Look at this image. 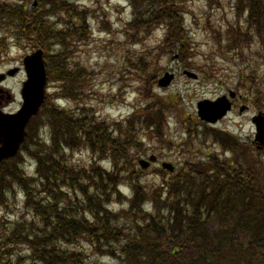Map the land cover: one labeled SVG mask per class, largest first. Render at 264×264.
Segmentation results:
<instances>
[{
	"label": "trees",
	"instance_id": "trees-1",
	"mask_svg": "<svg viewBox=\"0 0 264 264\" xmlns=\"http://www.w3.org/2000/svg\"><path fill=\"white\" fill-rule=\"evenodd\" d=\"M126 2L132 13L127 36L143 47L145 38L161 29L164 35L154 60L177 55L190 67L187 0ZM235 9L237 23L228 52H243L255 38L264 48V0H235ZM87 18L69 0H0V55L12 47L44 49L48 82L55 90L32 120L22 146V154L35 164V174L25 172L20 154L0 165V203L18 187L27 211L21 220L8 219L0 226V264H103L76 249L83 241L117 256L114 264H264L263 158L227 133L207 134L201 123L205 130L195 140L220 141L233 149V158L221 159L216 153L187 157L170 173L175 175L149 190L141 182L145 170L138 167L143 134L174 146L164 140L173 103L142 88L144 100L128 118H101L89 104L94 79L74 60L90 37ZM149 54L147 47L127 59L148 86L157 85L158 76L157 68L147 72ZM245 79L235 87L261 99V86ZM46 128L48 147L40 134ZM188 135L193 137L191 130ZM84 151L97 157L89 167L69 162L67 152ZM161 174L166 176V171ZM122 186L130 189L131 197L126 199L128 208L116 211L111 204L123 197ZM18 248L29 253L22 255Z\"/></svg>",
	"mask_w": 264,
	"mask_h": 264
},
{
	"label": "rangeland",
	"instance_id": "rangeland-1",
	"mask_svg": "<svg viewBox=\"0 0 264 264\" xmlns=\"http://www.w3.org/2000/svg\"><path fill=\"white\" fill-rule=\"evenodd\" d=\"M69 1L74 4L76 11L88 14L90 37L86 43L79 46V50L74 54V60L85 66L87 76L94 79L95 94H90L92 100L89 104L101 118L107 120L128 118L133 113L134 107L144 100L141 96L142 88L147 89L148 93H157L173 103L174 109L168 114V122L164 128V140L174 146L170 147L168 144L166 146L161 139L153 138L150 134H143L144 152L140 158H148L151 155L158 157V162L145 171L138 163V167L145 172L141 182L143 181L149 190L161 184L164 179L168 180L175 175L168 172L166 176L161 174L163 161L172 163L178 170L181 162L187 157H202L206 153H216L221 159L233 158L235 154L233 149L225 147L220 141L215 143L209 140L202 144L195 140L197 133L204 131L205 127L206 133L215 130L227 133L230 135L229 139L240 137L243 142L253 140L256 131L251 118L260 111L264 113V95H261V99L258 100L255 94L251 96L246 89H237L235 84L238 81H244L246 77L245 81L248 84L252 85L253 81H256L264 92V48L255 38L250 42L249 47L248 44L244 46L243 52L237 50L228 52V40L237 23L235 0H187L185 23L193 43L192 54L188 60L190 67L187 68L198 74L199 78L196 80L185 76L186 67L179 56L175 58L174 55H165L160 61L154 60L153 57L157 53L155 48L164 35L161 29H157L151 36L145 38L143 47L141 41L138 42L137 39H130L127 36L126 25L132 13L126 0ZM243 23L244 19L241 21V24ZM0 31H2L1 26ZM147 47L151 52V56L149 54L148 57L150 64L147 72L157 68L156 79L161 78L166 71L175 73L174 80L167 88H159L156 84L148 86L143 78L138 79L133 72L138 70H133L128 63V58L134 55L138 57L141 50ZM30 52V50L12 47L8 54L0 55V73H6L14 67L22 69V73L6 82L13 100L5 107V111L14 112L21 107V89L26 80L23 58ZM251 75L253 77L248 78ZM137 81L144 85L139 86ZM230 90L239 91L238 93L243 96L236 110L215 125L207 124L205 127L201 125L204 122L197 115V104L204 99H216ZM54 91L53 84L49 83L47 93L53 94ZM241 105L249 107L242 115L239 114ZM188 130L193 133L191 139H189ZM40 134L42 141L48 147L49 130L47 128L41 130ZM252 150L254 155L261 154L255 147ZM66 155L72 165L80 167H89L91 160L97 159L86 151L67 152ZM20 157L24 162L25 172L28 175H34L35 164L28 154L21 153ZM260 157H263L264 162V154ZM102 164L105 167L110 166L107 161ZM121 190L125 193L123 197L111 204V208L116 211L128 208L129 201L126 199L131 197L128 187H122ZM24 201V194L18 187L8 193L6 203H0V226L8 219L11 222H17L27 214ZM76 249L83 250L84 257H87L89 261L97 260L103 264H114L118 260L117 256L107 255L106 250L96 249L88 242L83 241L77 244ZM18 250L22 255L29 253L28 249L18 248ZM29 255L26 257H30Z\"/></svg>",
	"mask_w": 264,
	"mask_h": 264
},
{
	"label": "water",
	"instance_id": "water-1",
	"mask_svg": "<svg viewBox=\"0 0 264 264\" xmlns=\"http://www.w3.org/2000/svg\"><path fill=\"white\" fill-rule=\"evenodd\" d=\"M24 66L28 76V80L24 83L22 90L23 105L15 114L0 113V162L4 159L14 157L19 151L27 133L26 127L36 116L46 100L47 72L44 60L43 50H37L29 54L24 59ZM18 69H14L10 74H15ZM189 77L196 78L193 72L186 71ZM174 78L173 74L167 73L160 79V86H168ZM234 96V93H231ZM231 109V103L226 96L217 100H203L198 103V115L206 122L216 123L223 118ZM253 122L257 127L256 141L264 147V115L258 114L253 118ZM150 161H156V157L152 156L149 161L141 160L140 163L147 168ZM163 167L174 170L171 163H163Z\"/></svg>",
	"mask_w": 264,
	"mask_h": 264
},
{
	"label": "flooded vegetation",
	"instance_id": "flooded-vegetation-1",
	"mask_svg": "<svg viewBox=\"0 0 264 264\" xmlns=\"http://www.w3.org/2000/svg\"><path fill=\"white\" fill-rule=\"evenodd\" d=\"M6 77V76H5ZM3 78L4 80L0 81V108L2 110H5V107L12 102L13 100V96L11 95V93L9 92L8 89H6V82L8 81V79H10L9 77ZM237 99L235 101H233V110L235 111L237 108ZM10 112V111H7Z\"/></svg>",
	"mask_w": 264,
	"mask_h": 264
}]
</instances>
